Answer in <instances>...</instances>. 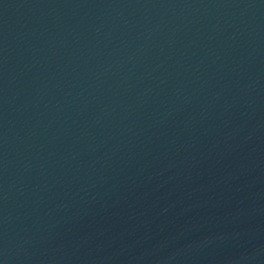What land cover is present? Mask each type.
I'll return each mask as SVG.
<instances>
[{
    "label": "water",
    "instance_id": "1",
    "mask_svg": "<svg viewBox=\"0 0 264 264\" xmlns=\"http://www.w3.org/2000/svg\"><path fill=\"white\" fill-rule=\"evenodd\" d=\"M0 264H264V0H0Z\"/></svg>",
    "mask_w": 264,
    "mask_h": 264
}]
</instances>
